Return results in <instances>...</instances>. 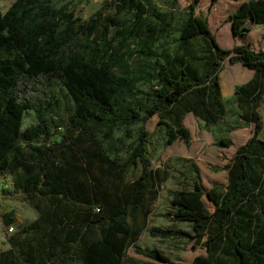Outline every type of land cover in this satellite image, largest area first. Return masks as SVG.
Returning <instances> with one entry per match:
<instances>
[{
    "label": "trees",
    "instance_id": "1",
    "mask_svg": "<svg viewBox=\"0 0 264 264\" xmlns=\"http://www.w3.org/2000/svg\"><path fill=\"white\" fill-rule=\"evenodd\" d=\"M196 3L184 6L176 37L181 50L173 66L167 54L131 67L121 50L128 38L140 34L139 51L157 55L150 42L166 29L145 20L151 7L144 0H112L113 13L133 11L136 20L130 26L102 13L101 7L81 20L52 0H13L0 11V170L11 169L13 187L29 195L37 210L8 236L0 264H121L125 246L138 235L130 226V211L155 191L156 172L144 155L148 132L143 124L157 113L169 143L189 139L183 122L187 111L207 123L220 118L218 71L224 58L254 69L251 78L234 86L236 101L247 105L241 118L253 122L252 131L223 165V190L205 188L195 175L190 187L167 191L170 207L162 214L189 222V230L154 224L146 230L201 244L205 253L195 254L190 264H264V199L255 190L264 186V139L258 136L263 127L258 106L264 95V49L242 42L220 46L206 17L194 12ZM248 19L264 24V0H241L224 17L232 36L248 32ZM109 25L121 35L115 44L105 37ZM93 31L103 35L102 45L75 46L81 35ZM197 36L207 43L201 54L190 44ZM56 78L71 99L66 114L58 113ZM139 78L148 90L136 85ZM27 108L34 109L36 121L21 127ZM138 122L134 137L123 145L114 130L131 136L129 126ZM229 143L230 138L218 139L222 146ZM123 147L125 157L119 154ZM137 161L140 172L127 181V168ZM132 245L136 253L169 260L156 247Z\"/></svg>",
    "mask_w": 264,
    "mask_h": 264
},
{
    "label": "rangeland",
    "instance_id": "2",
    "mask_svg": "<svg viewBox=\"0 0 264 264\" xmlns=\"http://www.w3.org/2000/svg\"><path fill=\"white\" fill-rule=\"evenodd\" d=\"M13 0H0V11L4 9ZM52 0L54 6L64 5L66 10H71L74 16L79 19H86L89 14L101 7L102 13H110L116 15L119 19L126 21L127 26L135 22L136 17L132 10L122 9L118 13H113L112 0ZM191 0H177V4H173L171 0H144L147 6L151 7L144 15L145 20L149 24L156 25V29L164 27L165 33L161 36H154L150 42V49L157 55L149 57L139 51L140 34L131 36L127 39L121 50L126 56V61L131 67L144 65L151 62L153 58L163 59L164 55L171 56L170 61L175 62L177 54L180 52V47L177 46L176 37L178 35L177 28L180 26V21L184 17V6ZM239 0H218L211 2L210 0H197L195 13L205 16L211 33L218 41L220 46L229 47L233 43L249 42L254 45V29H250L246 34H237L232 36L230 33V22L224 20V16L229 11H232V5ZM223 9V10H222ZM221 11V12H220ZM154 12H164L166 17L160 18V15ZM159 14V13H158ZM110 44H115L119 41L121 35L118 34L113 26H108L105 36ZM103 35L98 31H93L89 36L81 35L75 41V46L80 48L84 44H103ZM101 44V45H102ZM191 48L197 54H201L206 49L205 38L197 36L192 40ZM144 52V51H143ZM232 64L236 66L234 69L241 77L232 82L230 81L239 77V74L234 72ZM245 67V66H244ZM150 67H146L149 70ZM247 69V67H245ZM221 70V71H220ZM245 69L238 61L229 62L227 58L221 61V67L218 71V80L222 95L220 99L223 105L222 116L214 122L207 123L202 118L187 111L183 117V122L189 130V139H175L172 142L166 143L165 130L163 123H157V113L151 114L143 126L147 129V137L144 144V155L147 161V166L155 169V184L154 193H148L145 197L143 205L130 211L131 223L130 226L136 229L139 235V240L136 243L140 246L149 245L160 247L162 252L172 257V260L160 261L163 264H190L191 258L197 253L192 246L193 239L186 236L165 237L161 240L153 239L148 234L146 228L149 225L180 227L189 230L190 223L180 221L174 224L170 218H167L162 213L168 209L169 189L180 187H190L192 185V177L198 176L205 188L211 186L220 187L222 190L226 186L227 172L224 168V163L229 161L239 145L243 144L245 139L251 133L253 122L244 121L241 118L243 111L247 110V105L240 106L235 99L234 86L245 82ZM249 70L247 69V72ZM137 71L135 75H139ZM249 79V78H248ZM136 85L142 90H148V83L139 78L136 80ZM54 94L60 100L58 113L66 114L68 107L71 105V99L65 93V88L61 84L59 78L53 82ZM228 93V94H227ZM138 97L146 100L144 94L139 93ZM148 99V98H147ZM259 113L263 127L260 129L258 136L264 139V96L259 104ZM52 113V112H51ZM55 117L56 115L52 113ZM36 121V113L33 108H27L23 111L21 127H24ZM138 123L130 124L132 135L125 136L121 128L114 130L115 136H121L123 145H126L134 137V132ZM58 137V135H57ZM230 138L231 143L226 146L218 144L219 138ZM123 157L126 155L124 147L119 151ZM140 172V163L130 165L125 173V179L130 181ZM14 173L11 169L5 166L0 170V249H5L9 246L8 236L20 225L23 226L32 220L37 214L34 202L31 197L20 189L13 186ZM258 191L259 197L264 199V186L259 185L255 189ZM204 198V201L209 209H212V204ZM175 225V226H174ZM137 235V236H138ZM179 237V238H178ZM129 244V242L127 243ZM140 253H136L133 245L130 244L124 252V262L127 257H135L137 264H142L146 259ZM229 258H226L228 261ZM135 264V263H134Z\"/></svg>",
    "mask_w": 264,
    "mask_h": 264
},
{
    "label": "crops",
    "instance_id": "3",
    "mask_svg": "<svg viewBox=\"0 0 264 264\" xmlns=\"http://www.w3.org/2000/svg\"><path fill=\"white\" fill-rule=\"evenodd\" d=\"M216 1H218V0H215V1H213V2H216ZM241 0H239V1H237V2H235L233 5H232V7H233V9H232V11L234 10V8L238 5V3L240 2ZM223 10V9H222ZM221 12V11H220ZM230 12V11H229ZM228 12V13H229ZM225 15H227V13L225 14ZM225 17V16H224ZM226 21V20H225ZM229 22V21H228ZM247 23L250 25V28H249V30H248V32L250 31V29L251 28H253V26L255 25V29H254V45L252 46V45H250V43L249 42H247L248 44H249V46L250 47H252V48H258V49H264V24H261V23H259V22H255V21H252L251 19H248L247 20ZM209 24V23H208ZM246 34V33H245ZM237 35V34H236ZM243 43H246V42H243ZM234 44V43H233ZM232 45V44H231ZM230 45V46H231ZM240 63V62H239ZM241 64V63H240ZM245 70V78H244V80L246 81L248 78H251L253 75H254V69L253 68H251V67H247V69L249 70L248 72H247V69L243 66V65H241ZM232 67H233V70L234 69H236V66H234V64H232ZM221 71V70H220ZM234 72H236L235 70H234ZM236 73H238V72H236ZM239 74V73H238ZM241 77V75L239 74V77L238 78H236V79H234V80H231L230 81V86H229V90H230V87H231V85L233 84L232 82H234L235 80H238L239 78ZM220 85V84H219ZM220 92H221V90H220ZM228 94V93H227ZM220 95H222V93L220 94ZM264 96V95H263ZM262 99H263V97H262ZM262 99H261V101H262ZM260 101V102H261ZM260 104V103H259ZM258 108H259V106H258ZM259 110V109H258ZM253 126H254V124H253ZM252 131V130H251ZM180 221H185V220H175V221H173L172 220V222L174 223V224H176L177 222H180ZM154 226H158V225H154ZM175 226V225H174ZM160 227H163V226H160ZM165 227H170V228H180V227H173L172 225H168V226H165ZM151 237H153V239H159V240H161L162 238H165V237H161V236H153V235H150ZM139 235L138 236H136V239H134L132 242H129V244H127L126 246H125V248H124V251H123V255L121 256V264H137V259L135 258V257H127V259L125 258V262H124V252L126 251V249H127V247L130 245V244H132L133 242L134 243H136V240H139ZM167 237V236H166ZM179 238V237H178ZM137 244V243H136ZM144 246H149V245H144ZM156 248H158V249H160V247L159 246H155ZM161 250V249H160ZM195 250H196V252L195 253H202V254H204L205 253V248L202 246V245H197L196 246V248H195ZM162 251V250H161ZM144 257H146V259L147 260H145L144 262H142V264H163V262H160V261H157V260H154V259H152L151 257H147V256H144ZM169 259L170 260H172V257L171 256H169Z\"/></svg>",
    "mask_w": 264,
    "mask_h": 264
}]
</instances>
